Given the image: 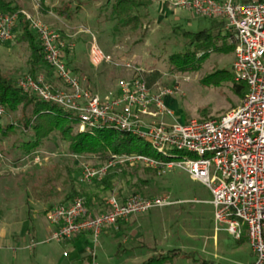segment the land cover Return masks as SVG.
I'll use <instances>...</instances> for the list:
<instances>
[{
  "label": "rangeland",
  "instance_id": "rangeland-1",
  "mask_svg": "<svg viewBox=\"0 0 264 264\" xmlns=\"http://www.w3.org/2000/svg\"><path fill=\"white\" fill-rule=\"evenodd\" d=\"M10 1L28 14L39 15L42 22L61 35L66 45L73 46L65 55L67 66L92 92L96 83V93L102 100L114 94L119 80L134 75L122 66L128 62L132 71H157L160 76L154 82L156 88L172 89V96L165 99V106L173 115L167 123L184 125L191 120L218 119L242 103L243 99L237 98L229 85L213 87L200 82L205 75L217 70L231 72L232 54H212L198 73L180 74L170 67L168 58L189 48L181 34L208 29L211 21L192 12L168 10L167 0H142V27L137 32L117 34L112 31L113 21L106 5L107 1L114 0H46L48 10L68 9L72 19L66 24L59 22L55 14V17L42 15L39 0ZM19 34L15 28L12 41L0 44V73L15 83L29 69V51L26 44L17 42ZM93 40L104 54L119 64L118 67L102 64L94 69L90 65L88 53ZM39 70L53 85L61 87L46 65H41ZM22 117L21 110L15 113L4 110L0 124L7 126ZM76 132L77 126L74 127ZM27 140V134L18 129L8 139L0 141V229L4 234L14 235L13 238L8 236V243L0 247V264H82L88 244L81 240L65 245L46 242L45 236V230L50 227L46 213L68 202L72 189L77 196L97 199L96 205L90 207L93 212L103 210L110 196L119 199L134 194L147 198L167 196L170 202H179L134 215L127 228L133 232L132 238L123 235L124 231L112 237H100L93 264H132L131 251L139 252L141 245L177 252L170 264H250L253 261L246 241L237 242L222 226L215 224L206 187L184 172L173 170L159 176L143 168H123L112 180V189L105 190L101 182L81 180L83 166L97 168L102 165L99 160L71 154L65 141L51 135L33 153L40 158L39 163L34 164L19 149ZM172 155L179 158L181 153ZM137 179L146 181L139 191L134 188ZM38 202L46 203L42 206L44 211ZM89 243H93L91 238ZM30 244L33 248L26 249ZM87 263L90 264V259Z\"/></svg>",
  "mask_w": 264,
  "mask_h": 264
},
{
  "label": "built area",
  "instance_id": "built-area-1",
  "mask_svg": "<svg viewBox=\"0 0 264 264\" xmlns=\"http://www.w3.org/2000/svg\"><path fill=\"white\" fill-rule=\"evenodd\" d=\"M167 3L168 10H185L219 20L226 31L233 33L231 73L236 83L246 86L240 107L218 119L191 120L184 125L167 123L173 115L167 110L165 99L172 96V89L156 88V83L148 86L141 71H132L125 61L123 68L134 75L119 80L116 93L102 100L67 66L65 55L73 46L66 45L61 35L38 15L22 10L0 12V41H12L22 17L36 36L44 62L61 87L53 85L42 73L23 75L16 87L30 97L71 113L79 132L102 128L124 132L143 141L154 152L155 157L112 155L97 168L85 165L81 171L83 182L100 183L110 172L120 173L123 168L148 169L159 176L180 170L209 191L215 224L236 241L243 234L246 236L254 258L250 264H264V1L244 4L235 0H167ZM88 58L94 68L102 64L119 66L94 40ZM3 114L0 106V117ZM173 152L181 153L180 157H174ZM26 157L34 164L39 163L38 155ZM177 203L170 202L167 196L146 198L134 194L124 200L110 196L103 210L93 212L84 197L76 196L46 213L53 227L46 242L62 244L88 235L93 241L89 252L93 260L104 230L127 222L134 215ZM32 248L33 244L26 247Z\"/></svg>",
  "mask_w": 264,
  "mask_h": 264
},
{
  "label": "trees",
  "instance_id": "trees-1",
  "mask_svg": "<svg viewBox=\"0 0 264 264\" xmlns=\"http://www.w3.org/2000/svg\"><path fill=\"white\" fill-rule=\"evenodd\" d=\"M46 0H39V9L42 13L48 11L45 8ZM262 0H243L244 4L257 3ZM110 17L113 21L112 31L117 34L121 31L137 32L142 27L141 9L142 0H114L107 1ZM20 11L17 5L9 0H0V12L16 13ZM53 13L60 19L70 21L72 14L67 8H53ZM223 24L212 23L210 28L203 29L196 33L183 32L181 35L188 43V49L184 53L172 54L168 58L170 67L180 73H198L202 70L203 64L212 55H231L235 48V39L228 40V36H221ZM20 32L17 42L26 44L29 51L28 73L35 75L41 65H46L43 59L42 49L36 36L30 31L28 23L19 17L16 25ZM0 44L2 42L0 41ZM205 46H208L205 47ZM143 79L148 86L154 84L159 79L157 71L142 73ZM200 82L206 86L220 87L229 85L232 93L243 99L246 95V86L236 83L233 75L228 70H217L205 75ZM0 106L6 113L22 111L23 117L19 122L11 123L7 126L0 124V141L8 139L18 129L27 134L28 140L20 146L23 155L33 158V153L37 151L51 135H58L61 140L69 146V151L73 155L88 156L105 163L112 155L141 154L155 157L154 152L147 144L140 143L136 137L110 129L102 128L91 131L74 133L77 121L74 116L61 108L39 101L30 97L16 87V83L11 79L2 76L0 73ZM148 170V169H146ZM151 171V170H148ZM154 172V171H152ZM116 173L110 172L102 180L101 185L105 190L112 189V180ZM146 185L145 180L137 179L134 184L136 190H141ZM78 193L71 190L68 201L75 198ZM86 205L91 209L92 197L85 195ZM147 198V197H146ZM246 241V236H241L240 241ZM177 255L175 251L165 254H158L146 260L142 264H170Z\"/></svg>",
  "mask_w": 264,
  "mask_h": 264
},
{
  "label": "crops",
  "instance_id": "crops-1",
  "mask_svg": "<svg viewBox=\"0 0 264 264\" xmlns=\"http://www.w3.org/2000/svg\"><path fill=\"white\" fill-rule=\"evenodd\" d=\"M10 1V0H9ZM236 2H239V3H243V0H235ZM262 1H264V0H262ZM12 2V1H11ZM13 3V5H16L14 2H12ZM45 8H47V4H46V1H45ZM21 10V9H20ZM47 10H48V8H47ZM23 11V10H22ZM183 12H187V13H189V11H185V10H182ZM182 11H180V12H182ZM40 12H41V14L42 15H44V16H46L47 14L48 15H51V16H53V17H55V15H54V13H53V11L52 10H48V11H44V12H46V13H42V11L40 10ZM39 16V15H38ZM59 22H61L62 24L64 23V24H66V22H67V20H64V19H60V18H57V17H55ZM210 20V19H209ZM211 21V25H212V23H216V24H220V23H222L221 21H219V20H210ZM223 24V26H222V28H221V36L222 37H225V36H228V40L231 42L232 41V39H233V37H234V35L231 33V32H229V31H226L225 30V27H224V23H222ZM17 28V27H16ZM235 39V38H234ZM232 55H233V53H232ZM94 69H96V68H94ZM37 73H41V70H39V69H37ZM75 74V73H74ZM76 76H77V74H75ZM78 77V76H77ZM54 78V77H53ZM79 78V77H78ZM48 79L51 81V79L48 77ZM80 80H82V79H80ZM82 83H83V81H81ZM94 88H95V92H97L96 90V88H97V86H96V83H94ZM116 91H117V88H115V91H114V94L116 93ZM113 94V95H114ZM125 199V198H124ZM124 199H122V200H124ZM38 203H40V205H41V210H43L42 209V206H44L45 204H44V202H38ZM96 203H97V199L96 198H94V197H92V202H91V205H96ZM44 211V210H43ZM44 216V215H43ZM133 217V216H132ZM132 217H130L129 218V220L127 221V222H124V223H119V224H117L116 226H114V227H112V228H109V229H106V230H104L103 232H102V234H101V236L100 237H103V236H113V235H115V234H118V233H121V232H123L124 231V233H123V235L124 234H127L128 235V237L130 238H132V234H133V232L132 231H128L127 230V228H129V225H130V223H131V220H132ZM45 218H46V215H45ZM52 230H53V227L50 225V227L48 228V229H46L45 230V236H46V238L49 236V234L52 232ZM132 233V234H131ZM8 236H9V238H13L14 237V235H12V234H4V232H3V229H0V247L1 246H3V244L4 243H8ZM140 236V235H139ZM89 238H90V236H88V235H82V236H80V237H78V238H76V239H74V240H72V241H70V242H66V244H74L75 242H77V241H84L86 244H88L87 246H88V248H87V256L86 257H84L83 258V260H82V264H89V263H87V261H88V259H90V264H93V261L95 260V257H94V259L92 260L88 255H89V252H90V249L92 248V245L89 243ZM127 240V238H125L124 239V242ZM62 244H64L65 245V243H62ZM98 245H99V242H98ZM98 245L96 246V248L98 247ZM95 248V249H96ZM138 249H140V251L139 252H137V251H131V254H132V256H133V258H132V264H142V263H144L146 260H148L149 258H151V257H153V256H156V255H158V254H165V253H167V252H165L163 249H161V248H158V247H152V248H149V247H147V248H145L144 246H138Z\"/></svg>",
  "mask_w": 264,
  "mask_h": 264
}]
</instances>
